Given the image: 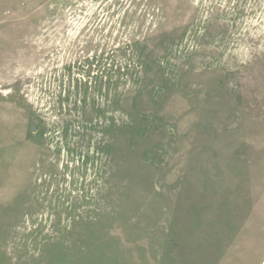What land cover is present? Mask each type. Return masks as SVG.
Segmentation results:
<instances>
[{
    "label": "rangeland",
    "instance_id": "1",
    "mask_svg": "<svg viewBox=\"0 0 264 264\" xmlns=\"http://www.w3.org/2000/svg\"><path fill=\"white\" fill-rule=\"evenodd\" d=\"M0 264H264V0H0Z\"/></svg>",
    "mask_w": 264,
    "mask_h": 264
}]
</instances>
